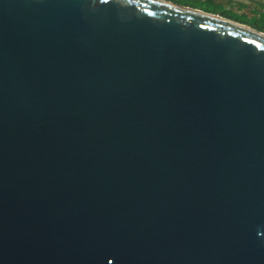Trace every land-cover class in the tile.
Returning a JSON list of instances; mask_svg holds the SVG:
<instances>
[{
    "label": "water",
    "instance_id": "95a60500",
    "mask_svg": "<svg viewBox=\"0 0 264 264\" xmlns=\"http://www.w3.org/2000/svg\"><path fill=\"white\" fill-rule=\"evenodd\" d=\"M0 264H264V32L0 0Z\"/></svg>",
    "mask_w": 264,
    "mask_h": 264
},
{
    "label": "trees",
    "instance_id": "16d2710c",
    "mask_svg": "<svg viewBox=\"0 0 264 264\" xmlns=\"http://www.w3.org/2000/svg\"><path fill=\"white\" fill-rule=\"evenodd\" d=\"M173 3L198 9L204 12L219 14L233 21L246 24L252 28L264 32V13L253 11L250 18L245 12L237 13L232 8H225L222 2L217 0H170ZM241 8V7H240Z\"/></svg>",
    "mask_w": 264,
    "mask_h": 264
},
{
    "label": "rangeland",
    "instance_id": "374dc122",
    "mask_svg": "<svg viewBox=\"0 0 264 264\" xmlns=\"http://www.w3.org/2000/svg\"><path fill=\"white\" fill-rule=\"evenodd\" d=\"M226 8L242 5V12L248 14V18L252 15V10L264 13V0H220Z\"/></svg>",
    "mask_w": 264,
    "mask_h": 264
},
{
    "label": "crops",
    "instance_id": "0c3cea01",
    "mask_svg": "<svg viewBox=\"0 0 264 264\" xmlns=\"http://www.w3.org/2000/svg\"><path fill=\"white\" fill-rule=\"evenodd\" d=\"M217 1H219V2H221L220 0H217ZM224 7H225V5H223ZM241 7V8H240ZM226 8V7H225ZM232 8V10H234L235 12H237V13H240V12H242L241 10H242V5H240V4H238V5H236L235 7H230V9ZM253 11H255V10H252V12Z\"/></svg>",
    "mask_w": 264,
    "mask_h": 264
},
{
    "label": "snow or ice",
    "instance_id": "6c2138e0",
    "mask_svg": "<svg viewBox=\"0 0 264 264\" xmlns=\"http://www.w3.org/2000/svg\"><path fill=\"white\" fill-rule=\"evenodd\" d=\"M105 2H107V0H105Z\"/></svg>",
    "mask_w": 264,
    "mask_h": 264
}]
</instances>
